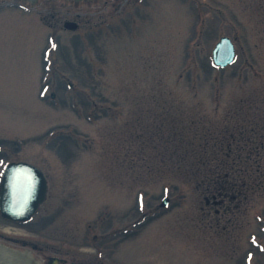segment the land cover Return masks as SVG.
<instances>
[{
    "label": "rangeland",
    "instance_id": "rangeland-1",
    "mask_svg": "<svg viewBox=\"0 0 264 264\" xmlns=\"http://www.w3.org/2000/svg\"><path fill=\"white\" fill-rule=\"evenodd\" d=\"M12 160L48 192L0 238L41 264H264V0H0Z\"/></svg>",
    "mask_w": 264,
    "mask_h": 264
},
{
    "label": "water",
    "instance_id": "water-1",
    "mask_svg": "<svg viewBox=\"0 0 264 264\" xmlns=\"http://www.w3.org/2000/svg\"><path fill=\"white\" fill-rule=\"evenodd\" d=\"M64 25L70 29L78 27V23L73 20L65 21ZM235 53L233 40L228 35H223L213 49V58L217 65L224 67L234 60ZM47 188L46 176L36 165L26 161L8 163L0 194L1 214L15 221L28 220L46 198ZM168 201L169 198L165 197L162 205H166ZM44 257L39 250L0 238V264H41ZM47 264L68 263L65 258L50 256Z\"/></svg>",
    "mask_w": 264,
    "mask_h": 264
},
{
    "label": "trees",
    "instance_id": "trees-1",
    "mask_svg": "<svg viewBox=\"0 0 264 264\" xmlns=\"http://www.w3.org/2000/svg\"><path fill=\"white\" fill-rule=\"evenodd\" d=\"M263 145V144H262Z\"/></svg>",
    "mask_w": 264,
    "mask_h": 264
}]
</instances>
